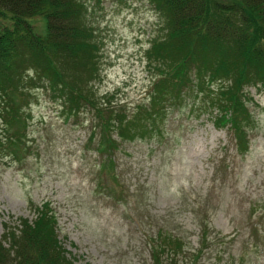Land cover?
<instances>
[{
  "label": "rangeland",
  "instance_id": "rangeland-1",
  "mask_svg": "<svg viewBox=\"0 0 264 264\" xmlns=\"http://www.w3.org/2000/svg\"><path fill=\"white\" fill-rule=\"evenodd\" d=\"M81 1L85 23L100 41V75L90 82L96 103L104 107L107 96V106L134 112L146 100L145 49L161 33L163 18L149 0ZM260 86L247 87L253 123L246 153L237 152L231 130L216 125L225 119L218 107L191 91L166 102L153 138L124 141L113 132V168L102 165L105 155L95 148L102 131L89 107L70 114L43 87L27 100L20 96L25 133L0 149V236L20 218L32 221L48 201L60 244L75 264H155L151 239L157 243L165 230L182 243L180 252L165 254L168 264H264ZM3 123L4 135L16 129ZM203 221L207 243L195 257Z\"/></svg>",
  "mask_w": 264,
  "mask_h": 264
},
{
  "label": "trees",
  "instance_id": "trees-1",
  "mask_svg": "<svg viewBox=\"0 0 264 264\" xmlns=\"http://www.w3.org/2000/svg\"><path fill=\"white\" fill-rule=\"evenodd\" d=\"M151 2L164 26L146 52L151 75L147 100L127 116L123 108L107 106V96L104 107L96 103L90 82L100 75V41L85 23L81 0H0V125L16 128L5 135L0 128V144H12L25 133L20 96L27 100L38 87L51 91L70 114L84 104L93 109L102 131L98 144L109 149L116 147L111 132L127 140L160 130L166 102L197 91L224 115L233 113L228 122L237 132L236 148L247 152L253 115L243 97L247 86L264 85V0ZM216 80L218 87L213 85ZM110 155L102 165L113 168ZM199 225L203 230L195 257L207 243V222ZM56 229L55 210L45 201L32 222L20 218L4 227L0 264H75L66 257ZM158 239H151L155 264H168L165 254L179 252L182 243L166 230Z\"/></svg>",
  "mask_w": 264,
  "mask_h": 264
}]
</instances>
